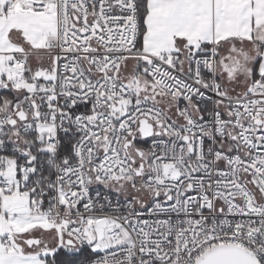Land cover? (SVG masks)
<instances>
[{
	"label": "snow or ice",
	"instance_id": "obj_1",
	"mask_svg": "<svg viewBox=\"0 0 264 264\" xmlns=\"http://www.w3.org/2000/svg\"><path fill=\"white\" fill-rule=\"evenodd\" d=\"M0 264H264V0H0Z\"/></svg>",
	"mask_w": 264,
	"mask_h": 264
}]
</instances>
